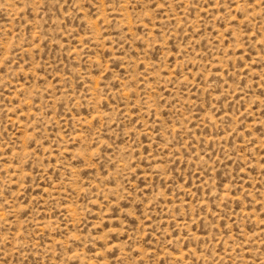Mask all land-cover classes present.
<instances>
[{
  "label": "rangeland",
  "instance_id": "374dc122",
  "mask_svg": "<svg viewBox=\"0 0 264 264\" xmlns=\"http://www.w3.org/2000/svg\"><path fill=\"white\" fill-rule=\"evenodd\" d=\"M0 264H264V0H0Z\"/></svg>",
  "mask_w": 264,
  "mask_h": 264
}]
</instances>
